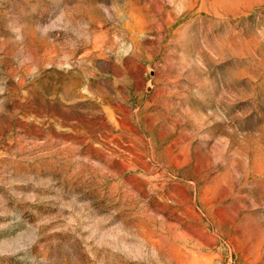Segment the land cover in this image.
Here are the masks:
<instances>
[{"label": "rangeland", "instance_id": "rangeland-1", "mask_svg": "<svg viewBox=\"0 0 264 264\" xmlns=\"http://www.w3.org/2000/svg\"><path fill=\"white\" fill-rule=\"evenodd\" d=\"M0 264H264V0H0Z\"/></svg>", "mask_w": 264, "mask_h": 264}]
</instances>
